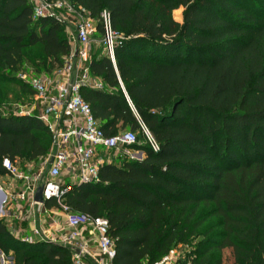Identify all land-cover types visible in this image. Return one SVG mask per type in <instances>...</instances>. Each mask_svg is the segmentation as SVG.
Segmentation results:
<instances>
[{
    "label": "trees",
    "instance_id": "obj_1",
    "mask_svg": "<svg viewBox=\"0 0 264 264\" xmlns=\"http://www.w3.org/2000/svg\"><path fill=\"white\" fill-rule=\"evenodd\" d=\"M70 1L95 19L108 10L125 36L116 66L103 55L90 63L105 89L81 95L106 136L139 133L128 150L144 156L113 158L99 183L71 185L66 204L108 219L113 264H155L211 218L219 221L192 264H225L226 251L233 264H264V0ZM73 47L63 21L34 20L27 1L0 0V177L5 158L38 163L55 144L38 117L2 108L12 86L34 98L19 68L50 75ZM0 252L15 264L72 262L69 248L26 242L3 221Z\"/></svg>",
    "mask_w": 264,
    "mask_h": 264
},
{
    "label": "built area",
    "instance_id": "obj_2",
    "mask_svg": "<svg viewBox=\"0 0 264 264\" xmlns=\"http://www.w3.org/2000/svg\"><path fill=\"white\" fill-rule=\"evenodd\" d=\"M25 1L33 7L34 20L56 17L64 22L72 18L68 20L76 24V40L70 38L74 44L72 54L52 74H18V79L35 95L31 104L19 105L14 110L38 117L54 136L55 144L52 154L40 161L38 168L33 167L36 163H27L30 167L25 170L10 158L3 160L7 176L14 181L9 191L0 187L7 196L4 205L7 213H15L21 224L31 225V235L20 236L24 241L38 239L69 248L71 264H113L116 242L110 236L108 219L74 212L64 196L71 185L100 182L101 166L114 160L106 153L114 151L127 157L124 151H131L128 147L138 143L133 131L106 136L91 106L81 95L83 88L105 89L104 82L90 70L93 37L101 33L104 56L116 66L115 50L123 44L125 36L113 29L108 10L95 19L70 0ZM143 132L148 145L159 151L151 132L146 127ZM99 147L104 148V152H100ZM39 187L44 188L43 204L35 202ZM46 201H54L55 205L47 207ZM194 258L190 245H178L155 264H192Z\"/></svg>",
    "mask_w": 264,
    "mask_h": 264
},
{
    "label": "rangeland",
    "instance_id": "obj_3",
    "mask_svg": "<svg viewBox=\"0 0 264 264\" xmlns=\"http://www.w3.org/2000/svg\"><path fill=\"white\" fill-rule=\"evenodd\" d=\"M182 15H183V10H182ZM174 16H175V14H174ZM68 19L72 20V18H67L64 20L66 34L69 36V38L76 40V24H75V22L73 23L72 21H69ZM175 19H176V17H175ZM180 22L183 23V20ZM98 55L104 56V49H103V45H102L101 33L96 34L92 40V54H91L92 59ZM18 72L19 73L24 72V73L29 74V75H46L47 74L44 71L43 72L36 71L35 68L28 62L23 63V65L19 68ZM19 73H17V74H19ZM11 89H12L13 93L10 97L9 102L6 103L4 106H2L3 109H16L19 105L31 104L32 98H30L29 94L24 93L18 87H15V86H12ZM125 131H129V129L122 130V131H120V133L125 132ZM137 135L139 136V133H137ZM98 150L100 152H104V148L99 147ZM106 154H108V156L111 159H112V157L115 158V157H119V155H120L119 153L114 152V151H110L109 153H106ZM124 154L127 157L133 158L135 160H141V159H143V156H144V153L142 151H137V150L136 151L131 150L129 152H127L125 150ZM40 165L41 164L38 162L35 165H33V167L38 168V167H40ZM18 166L22 169H25V170H27L30 167L27 163H25L21 160L18 161ZM13 184H14L13 179L9 178L8 176L0 177V187H2L4 190L9 191V189L11 188V186ZM3 206H4L3 207L4 213H2L0 215V221H3L7 225V227L15 235V237L20 238V236H22V234H23V232H21L20 229L24 230V228L20 224V221H18L17 217L15 216V213H12V212L7 213V211H8L7 206H5L4 204H3ZM203 213H205V210H201L199 212V215H201ZM218 221L219 220L216 218H211V219L207 220L206 222H204L201 225V227L198 228V230H196L194 236L190 239V242L188 243V245H190L192 250L197 249V247L199 245H201L202 243H204L206 241L207 237H205V233L207 232V230L211 229L214 225H216L218 223ZM25 235H31V234H29V232H28L27 234L25 233ZM37 241H42V240L36 239L33 242H37ZM30 243H32V242L30 241ZM225 260H226L225 264H233V259L231 257L230 251L225 252ZM0 264H15L14 254L12 252H10V253L0 252Z\"/></svg>",
    "mask_w": 264,
    "mask_h": 264
},
{
    "label": "water",
    "instance_id": "obj_4",
    "mask_svg": "<svg viewBox=\"0 0 264 264\" xmlns=\"http://www.w3.org/2000/svg\"><path fill=\"white\" fill-rule=\"evenodd\" d=\"M43 192H44V188L43 187H39L37 189L36 195H35V202L36 203H40L43 204L44 201V197H43ZM6 194L0 189V215L2 213H4V209H3V204L6 201Z\"/></svg>",
    "mask_w": 264,
    "mask_h": 264
},
{
    "label": "crops",
    "instance_id": "obj_5",
    "mask_svg": "<svg viewBox=\"0 0 264 264\" xmlns=\"http://www.w3.org/2000/svg\"><path fill=\"white\" fill-rule=\"evenodd\" d=\"M33 222H32V220H30V224H32ZM21 224V223H20ZM22 225V227L24 228V230H23V234L22 235H24V233H28L29 232V234H31V232H30V228H31V225H29V223H23V224H21ZM20 231H21V229H20Z\"/></svg>",
    "mask_w": 264,
    "mask_h": 264
}]
</instances>
